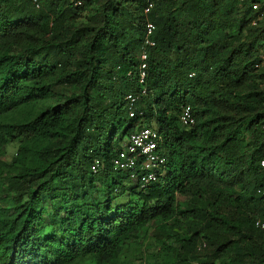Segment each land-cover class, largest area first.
<instances>
[{
	"label": "trees",
	"instance_id": "1",
	"mask_svg": "<svg viewBox=\"0 0 264 264\" xmlns=\"http://www.w3.org/2000/svg\"><path fill=\"white\" fill-rule=\"evenodd\" d=\"M94 1L77 8L70 0H39L37 8L33 0H0V264H123L131 245L156 223L160 235L182 221L200 227L179 247L171 243L176 264H189L196 246L201 253L209 244L215 252L205 264H214L242 248L232 244L264 235L255 227L264 218V91L255 78L264 75H254L262 61L252 43L261 42L253 33L264 34V2L151 0L147 16L149 0L108 1L96 33L65 31ZM148 21L156 25V45L149 49L147 95L132 117L126 98L143 90L138 77ZM29 26L31 39L22 45L20 32ZM68 68L66 78L81 83V93L62 96L25 122H5L9 112L51 100V75ZM243 85L249 93L241 100L252 112L247 154L241 127L216 142L217 130L203 121L216 112V96L236 98ZM186 107L196 120L190 128L181 123ZM145 127L158 130L167 166L159 182L141 189L112 164ZM14 143L18 150L8 162ZM213 158L219 171L242 169L248 178L230 214L220 203L231 197L233 184L212 177L218 174ZM179 198L202 205L183 209Z\"/></svg>",
	"mask_w": 264,
	"mask_h": 264
},
{
	"label": "rangeland",
	"instance_id": "2",
	"mask_svg": "<svg viewBox=\"0 0 264 264\" xmlns=\"http://www.w3.org/2000/svg\"><path fill=\"white\" fill-rule=\"evenodd\" d=\"M108 1H113L116 5L120 0H95L92 4H87L84 8L78 11L77 16L69 20L65 25V31L69 32L72 28H90L95 29V33L103 27L104 19V5ZM264 2V0H261ZM133 8V7H132ZM260 21H264V14L259 18ZM32 27H25L21 30L19 43L25 45L27 41L31 39L30 30ZM251 33H245L244 39L246 42H249V37ZM255 38H261V42L257 43V40L252 42L254 43V50L258 54L262 63L260 67L254 72V75H264V34L261 32L253 33ZM37 35V34H36ZM43 38L47 36L45 32H41ZM61 38V36H60ZM253 41V40H252ZM250 43V42H249ZM71 68H68L64 74L60 73L57 75H51L50 83L52 84V93H54L52 99H42L38 105L32 109L29 106L22 107L19 110L9 112L5 116V122L12 123H22L31 118H34L42 109H45L49 106L57 105L62 96H70L74 93H81L83 86L81 83L76 81H71L67 79V75L71 72ZM259 88L261 91H264V78L257 79ZM249 93L248 85H243L238 89L236 98H224V96H216V112H211L203 118V121L208 122L210 128L217 130L216 142L222 141L227 133H229L233 127H241V132L244 135L245 141V152L248 153L251 149V144L253 143V133L251 130H247V121L252 117V112L249 110L246 105L241 100V96L247 95ZM18 150V144L10 145L5 153L6 159L8 162H11L15 157ZM211 167L215 168L218 174L212 176L214 179H219L222 181H229L233 184V187H230L229 194L231 197L227 199L225 203H220V211L226 214H230L235 211L236 204L233 199L239 194L243 193L245 187L248 184V178L244 170H224L219 171L217 164V159H211ZM215 166V167H214ZM220 175H222V178ZM2 196V193L0 192ZM123 199V198H122ZM121 199V200H122ZM221 199L220 201H222ZM179 204L183 209L191 208L192 206H201L202 204L189 199L179 198ZM207 207L208 197H207ZM182 226L180 228L172 229V231L167 230L168 234L165 232L161 235L158 232V223H156L152 229L143 233L138 241L134 242L131 245V248L123 256V264H176L175 259L176 255L174 251H170L171 243L173 248L179 247L184 239H187L192 235L196 230H199V226L192 221H182ZM170 235L173 236V239L170 241L168 238ZM202 241L201 237L199 243ZM247 245L243 246L242 243L232 244L231 247H242L240 250L229 251L224 258H218L214 264H237L235 259L241 255L239 264H264V235L255 234L253 237L246 240ZM208 244V243H207ZM197 247L194 249L196 257L192 258L189 256V264H205L209 259L207 258L210 254L213 255L215 252V247L208 245V249L201 253H198ZM165 248V249H164ZM242 253V254H240ZM210 255V256H211ZM244 261V262H243ZM187 264V263H186Z\"/></svg>",
	"mask_w": 264,
	"mask_h": 264
},
{
	"label": "built area",
	"instance_id": "3",
	"mask_svg": "<svg viewBox=\"0 0 264 264\" xmlns=\"http://www.w3.org/2000/svg\"><path fill=\"white\" fill-rule=\"evenodd\" d=\"M243 2L244 0H237ZM75 7H82L83 0H70ZM37 8L40 7L39 0H33ZM154 8L153 1L149 0L148 6L144 10L145 15H149ZM253 9H258V4L253 5ZM156 31V25L148 21L145 26V35L143 48L140 55L139 83L143 87L142 93L137 95H129L126 100L130 105V116L134 117L137 104L141 96L147 95V80L149 68V49L155 47L156 43L153 40V35ZM181 123L185 127H192L196 120L193 116L191 107H186L181 114ZM161 136L157 129L145 127L133 133L128 141L123 145V149L119 156L113 160V168L115 171L127 174L129 180L138 184L141 189H146L160 181L166 174L167 157L162 151ZM100 162L96 161L93 166V171L97 172L100 167ZM264 168V161L262 162ZM260 194L264 197V190ZM255 227L261 232H264V218H258L255 221ZM206 244H201L199 250H203Z\"/></svg>",
	"mask_w": 264,
	"mask_h": 264
}]
</instances>
